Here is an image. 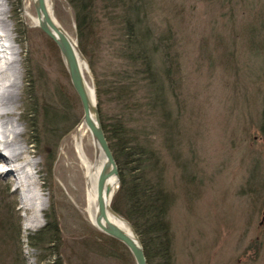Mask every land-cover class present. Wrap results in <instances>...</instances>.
I'll list each match as a JSON object with an SVG mask.
<instances>
[{
    "label": "rangeland",
    "instance_id": "1",
    "mask_svg": "<svg viewBox=\"0 0 264 264\" xmlns=\"http://www.w3.org/2000/svg\"><path fill=\"white\" fill-rule=\"evenodd\" d=\"M4 2L14 36L23 42L15 117L22 137L38 153L37 192L45 206L40 215L24 208L20 191L6 188L7 178L0 175V264H12L15 250L24 264H36L38 256L53 251L65 264H117L106 249L108 236L81 208L82 191L63 155L65 139L83 112L60 50L23 14L24 0ZM148 2L159 28L170 25L175 33L183 86L182 156L175 160L165 153V184L173 198L172 263L264 264V0ZM48 7L76 44L73 6L68 0H48ZM28 11L36 15L34 6ZM246 35L260 42L258 53L246 50ZM96 42L91 68L80 53L92 89L94 78L106 86L114 82L109 76L123 63L114 56V36L103 31ZM49 113L59 120L57 130L46 121ZM87 153L93 158L91 144ZM47 217L55 221L57 241L45 252L29 244V237L48 224Z\"/></svg>",
    "mask_w": 264,
    "mask_h": 264
},
{
    "label": "trees",
    "instance_id": "2",
    "mask_svg": "<svg viewBox=\"0 0 264 264\" xmlns=\"http://www.w3.org/2000/svg\"><path fill=\"white\" fill-rule=\"evenodd\" d=\"M68 2L75 11L76 46L89 67L93 65L91 56L97 53L98 33L103 31L114 36V56L123 62L109 76L114 82L106 86L94 78L93 88L99 122L119 175V188L110 208L133 228L147 264H173L169 215L173 198L165 184V153L181 159L185 111L175 33L170 25L159 28L153 21L148 0ZM245 40L246 50L259 52L258 40L251 35ZM49 114L46 121L57 130L59 120ZM260 128L264 130V122ZM47 221L38 234L29 237V244L45 252L51 251L57 241L55 221L48 217ZM106 238V249L117 264H134L120 242ZM15 239L13 236L11 242L16 243ZM12 254V264H24L17 250ZM58 255L53 251L38 256L36 264H65Z\"/></svg>",
    "mask_w": 264,
    "mask_h": 264
},
{
    "label": "bare ground",
    "instance_id": "3",
    "mask_svg": "<svg viewBox=\"0 0 264 264\" xmlns=\"http://www.w3.org/2000/svg\"><path fill=\"white\" fill-rule=\"evenodd\" d=\"M36 5V0H24L22 10L25 16L32 19L35 27H39L42 22L37 15H31L28 11L30 6ZM9 8L6 7L4 0H0V175L7 178L5 187H15L16 193L20 191L19 200L23 207L36 210L39 214L45 206L44 200L38 195V170L37 151L33 150L30 139L22 137L23 130L20 129L19 120L15 117L17 109L20 107L21 87H22V54L23 42L19 37L14 36L12 23L8 19ZM55 37H57L54 34ZM66 36L68 37L67 33ZM73 47V42L68 37ZM16 43L18 45H16ZM81 70L85 71V63L79 56ZM31 73V70L27 68ZM85 80V79H84ZM86 81V80H85ZM87 83V81H86ZM87 87L91 88L89 83ZM92 120L95 121L94 106L95 101L89 93ZM94 147V156L90 158L87 149L90 144ZM64 154L67 163L75 171V181L79 183L81 192V208L86 214L93 227L96 217L99 214L97 182L99 172L102 168L104 156L95 144L92 133L89 132L83 120L79 119L65 139ZM73 142V143H72ZM6 151V152H5ZM3 152L5 154H3ZM39 176V175H38ZM41 179V178H40ZM117 178L114 176L106 182L110 190V195L106 199L105 208L107 217L110 221L122 229L126 234L133 237L131 228L120 218L114 215L110 208L112 195L117 190ZM38 204V205H37ZM37 208V209H36ZM81 209V210H82ZM34 222L39 223L38 215L34 217ZM134 238V237H133Z\"/></svg>",
    "mask_w": 264,
    "mask_h": 264
},
{
    "label": "water",
    "instance_id": "4",
    "mask_svg": "<svg viewBox=\"0 0 264 264\" xmlns=\"http://www.w3.org/2000/svg\"><path fill=\"white\" fill-rule=\"evenodd\" d=\"M36 15L38 18L42 19L39 24V29L44 32V34L52 40L53 43L60 50L61 58L64 61L65 69L68 71L69 80L71 81L72 88L76 93V96L81 103V108L83 112L82 120L86 124L95 144L98 145L99 150L104 156V161L102 168L99 172V178L97 182V197H98V208L99 214L95 218V226L97 230L107 235L111 239L120 242L126 250H128L135 261V264H147L145 260L144 250L142 249L139 238L136 237L133 228L130 227L129 223L121 218L116 212L111 208V211L118 218L122 219L131 228L133 237L126 234L117 225H114L110 219L107 217V210L105 208L106 199L110 195L109 188L105 185L106 182L112 178L116 177L118 181L119 188V175L117 164L115 163L114 156L111 154L109 144L106 141L105 133H103L101 122H99V112L97 111V101L95 99V90L87 87V83L84 80V73L81 70V65L79 62V56L82 58L79 49L73 42V47L69 38L66 36L65 30H63L57 23L56 19L51 15V9L48 7V0H36L35 5ZM54 34L57 36L55 37ZM84 61V60H83ZM85 63V62H84ZM86 66V64H85ZM89 93L92 94L93 100L95 101L94 112L95 121L92 120V112L90 108ZM117 188V189H118ZM117 191V190H116ZM114 192V194L116 193ZM111 196V202L113 196Z\"/></svg>",
    "mask_w": 264,
    "mask_h": 264
}]
</instances>
